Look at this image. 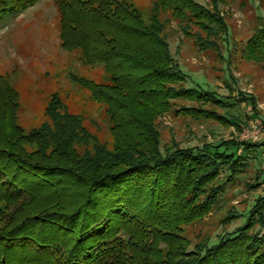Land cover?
I'll return each mask as SVG.
<instances>
[{
	"label": "trees",
	"instance_id": "obj_1",
	"mask_svg": "<svg viewBox=\"0 0 264 264\" xmlns=\"http://www.w3.org/2000/svg\"><path fill=\"white\" fill-rule=\"evenodd\" d=\"M37 1L0 0V19ZM214 1L210 10L196 0H156L145 12L125 0H56L65 44L80 48L86 64L101 63L109 73V83L80 82L108 105L115 144L110 149L100 143L58 94L47 107L51 122L25 134L15 115L18 91L0 75V105L11 119L0 142V201L42 203L34 214L0 228V264H264V233L253 231L264 225V196L243 226L216 240L191 246L181 235L184 225L202 219L218 203L225 184L221 174L229 173L226 182H232L246 170L247 154L264 142L162 147L155 122L171 110L173 99L223 108L237 104L187 85L189 77L171 52L166 19L160 17V9L171 8L185 35L198 25L196 41L213 48L218 43L204 39L201 31L229 35L220 0ZM248 48L264 53V28ZM246 97L254 108L255 98ZM180 110L192 114L196 108ZM218 119L228 123L222 114ZM27 143L37 148L29 152ZM82 145L91 148L82 152Z\"/></svg>",
	"mask_w": 264,
	"mask_h": 264
},
{
	"label": "rangeland",
	"instance_id": "obj_2",
	"mask_svg": "<svg viewBox=\"0 0 264 264\" xmlns=\"http://www.w3.org/2000/svg\"><path fill=\"white\" fill-rule=\"evenodd\" d=\"M125 1L145 12H150L156 3V0ZM196 1L210 10L215 9L214 0ZM218 6L220 16L228 24L229 35L217 38L201 31L204 39L209 37L218 43L213 48H204L196 41L201 30L198 25H191L192 34L185 35L180 29V19L172 15L171 8L163 7L159 11L160 17L166 19L165 32L170 39L171 52L189 77L187 85L213 91L220 98L237 104L223 108L203 101L173 99L171 110L155 118L162 147L241 142V134L245 131L264 129V53L255 55L248 48L251 37L264 28V0H220ZM64 30L56 0H38L24 12L0 19V75L18 91L17 123L28 134L45 122H51L47 107L52 96L58 94L68 111L79 116L98 141L112 149L114 123L108 105L97 101L80 82L86 79L109 83V73L101 63L86 64L80 48L66 45ZM246 96L255 98L254 108ZM185 106H193L196 110L187 114L180 110ZM201 108L209 111L211 116H204L205 111ZM221 114L228 123L218 119ZM7 116H10L9 110L0 105V142L4 128L11 125ZM254 139L261 140L257 136L250 138L251 141ZM259 143L258 148L247 154L246 170L232 182H226L229 173L221 174L224 192L212 210L202 219L183 226L181 235L191 246L203 244L209 238L216 240L218 235L247 222L256 200L264 196V145ZM24 147L29 152L37 148L34 143ZM89 148L90 145L78 146L82 152ZM256 182H260L259 187H251ZM0 203V228H10L12 225L7 222L34 214L42 204L41 200L26 198ZM231 215L232 218H228ZM256 230L262 235L264 225L255 226L253 231Z\"/></svg>",
	"mask_w": 264,
	"mask_h": 264
},
{
	"label": "built area",
	"instance_id": "obj_3",
	"mask_svg": "<svg viewBox=\"0 0 264 264\" xmlns=\"http://www.w3.org/2000/svg\"><path fill=\"white\" fill-rule=\"evenodd\" d=\"M262 133H264V129L260 128L258 130H254V131H245L242 135V137L240 138L241 141H248L250 140L251 137H256L257 138H261V141L264 142V135L262 136Z\"/></svg>",
	"mask_w": 264,
	"mask_h": 264
}]
</instances>
